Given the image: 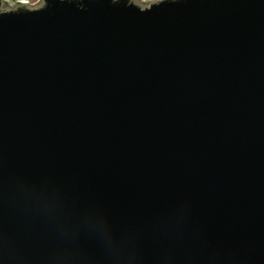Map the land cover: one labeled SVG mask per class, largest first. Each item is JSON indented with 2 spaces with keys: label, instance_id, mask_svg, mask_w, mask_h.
<instances>
[{
  "label": "water",
  "instance_id": "1",
  "mask_svg": "<svg viewBox=\"0 0 264 264\" xmlns=\"http://www.w3.org/2000/svg\"><path fill=\"white\" fill-rule=\"evenodd\" d=\"M0 264H264V0H0Z\"/></svg>",
  "mask_w": 264,
  "mask_h": 264
},
{
  "label": "built area",
  "instance_id": "2",
  "mask_svg": "<svg viewBox=\"0 0 264 264\" xmlns=\"http://www.w3.org/2000/svg\"><path fill=\"white\" fill-rule=\"evenodd\" d=\"M1 1H2V3L7 4L8 6H11V7H13L16 4L21 3V2L29 4V5L35 4V6L38 7V6H42L43 3L45 2V0H1ZM138 1L140 3L145 4L149 1H154V0H138Z\"/></svg>",
  "mask_w": 264,
  "mask_h": 264
}]
</instances>
